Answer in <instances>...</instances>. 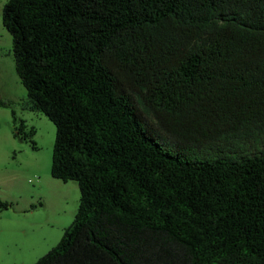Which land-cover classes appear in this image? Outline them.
<instances>
[{"label": "trees", "instance_id": "trees-1", "mask_svg": "<svg viewBox=\"0 0 264 264\" xmlns=\"http://www.w3.org/2000/svg\"><path fill=\"white\" fill-rule=\"evenodd\" d=\"M1 24L79 192L33 264H264V0H8Z\"/></svg>", "mask_w": 264, "mask_h": 264}, {"label": "rangeland", "instance_id": "rangeland-1", "mask_svg": "<svg viewBox=\"0 0 264 264\" xmlns=\"http://www.w3.org/2000/svg\"><path fill=\"white\" fill-rule=\"evenodd\" d=\"M0 0V264H33L54 247L77 211L75 181L49 175L54 126L40 112L25 110V90L14 71L11 38L1 24ZM10 110L14 112V123ZM22 132L14 135L19 122ZM154 127L153 123H150Z\"/></svg>", "mask_w": 264, "mask_h": 264}, {"label": "flooded vegetation", "instance_id": "flooded-vegetation-1", "mask_svg": "<svg viewBox=\"0 0 264 264\" xmlns=\"http://www.w3.org/2000/svg\"><path fill=\"white\" fill-rule=\"evenodd\" d=\"M26 110V109H25Z\"/></svg>", "mask_w": 264, "mask_h": 264}]
</instances>
